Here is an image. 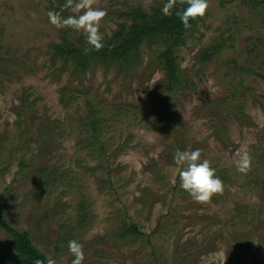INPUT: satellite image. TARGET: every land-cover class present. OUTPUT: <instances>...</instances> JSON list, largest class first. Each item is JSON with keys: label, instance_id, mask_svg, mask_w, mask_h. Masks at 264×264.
Segmentation results:
<instances>
[{"label": "rangeland", "instance_id": "374dc122", "mask_svg": "<svg viewBox=\"0 0 264 264\" xmlns=\"http://www.w3.org/2000/svg\"><path fill=\"white\" fill-rule=\"evenodd\" d=\"M164 1L95 0L107 12L103 44L127 23L121 14L130 7L148 13ZM64 4L0 0L7 225L56 264H72L71 240L83 245V264H215L217 257L264 264V39L252 40L248 26H264V0H209L176 50L180 84L172 92L151 63L159 46L142 44L126 67L95 57L83 68L55 54V44L92 49L83 32L50 23L48 12ZM208 47L223 51L202 64L198 53ZM91 109L100 119L97 140ZM195 149L224 182V193L207 204L180 187L174 160L177 150ZM244 150L252 157L246 174L235 166ZM14 238L0 228V256L19 257Z\"/></svg>", "mask_w": 264, "mask_h": 264}, {"label": "trees", "instance_id": "16d2710c", "mask_svg": "<svg viewBox=\"0 0 264 264\" xmlns=\"http://www.w3.org/2000/svg\"><path fill=\"white\" fill-rule=\"evenodd\" d=\"M167 2L168 0H165L157 4V6L151 7V12L148 13L140 7H130L121 14V16L123 15L126 17L127 20L125 21H127V23H121L119 29L114 32L111 39L106 42L104 47L99 51L92 48L85 54L84 49L87 48L85 46L67 48L55 44L54 53L72 57L73 60L83 68L95 57L106 65H111L112 63L120 61L122 62L121 64L124 63L126 67L130 64L131 54L137 52L142 44L147 43L149 47L159 46L161 49L152 57L151 63L158 66L164 72L166 91L172 92L176 86L180 84L178 78L180 64L176 57V50L180 46L186 44V37L193 31L199 17L190 19L189 23L191 26L185 28L180 18L176 15V12L178 10L182 11L188 5L186 3H177L171 10L172 14L165 15L162 9ZM257 6H259L258 3L251 4L252 8ZM248 26L249 32L252 31L256 34L252 40L262 43L261 39H264V37H262V35L264 36V26L261 24L259 27H252L250 23H248ZM222 51V49L217 47H208L199 52L198 57L200 62L205 64L217 58ZM5 61V58L0 57V66ZM238 69H240V71L245 70L243 61L239 64ZM87 119L89 120L88 125L92 129L93 138L97 140L100 132L98 128L100 119L97 118V115L92 109L88 111ZM100 150H103L102 145L100 146ZM84 219L85 217L82 218L81 222L84 221ZM0 228H5L14 233V249L19 252V257L17 259L10 256H0V264H36L37 260L47 264L48 259L46 255L35 247L28 234L19 232L8 226L1 212ZM129 230L133 233L139 232L136 225H130Z\"/></svg>", "mask_w": 264, "mask_h": 264}, {"label": "clouds", "instance_id": "9594fccd", "mask_svg": "<svg viewBox=\"0 0 264 264\" xmlns=\"http://www.w3.org/2000/svg\"><path fill=\"white\" fill-rule=\"evenodd\" d=\"M187 4L182 11L178 10L176 15L180 18L185 28L190 27L189 20L205 16L209 9V0H168L162 11L165 15H171L173 7L177 4ZM95 0H65L61 6V11H49L48 18L51 24L57 28H72L83 32L86 41L95 50L99 51L104 47L103 35L99 28L101 21L107 15L104 9L94 7ZM70 9L74 14L68 17L62 16V11ZM89 51L84 49L85 54ZM202 149L192 151L177 150L174 160L182 167L179 172L180 187L188 192L192 199L201 204L211 202L214 195L224 193V182L216 175V169L211 166L208 159H202ZM235 166L238 172L246 174L251 170L252 157L247 150L237 153ZM68 249L72 256V264H83L85 253L83 245L77 240L68 242ZM226 257H217L215 264H225ZM36 264H44L37 260ZM47 264H56L52 258L47 260Z\"/></svg>", "mask_w": 264, "mask_h": 264}, {"label": "bare ground", "instance_id": "6f19581e", "mask_svg": "<svg viewBox=\"0 0 264 264\" xmlns=\"http://www.w3.org/2000/svg\"><path fill=\"white\" fill-rule=\"evenodd\" d=\"M2 151V150H1Z\"/></svg>", "mask_w": 264, "mask_h": 264}]
</instances>
